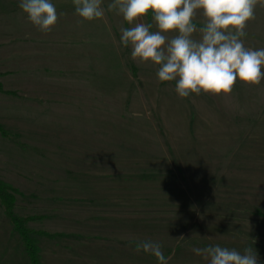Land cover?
I'll use <instances>...</instances> for the list:
<instances>
[{
	"label": "rangeland",
	"instance_id": "374dc122",
	"mask_svg": "<svg viewBox=\"0 0 264 264\" xmlns=\"http://www.w3.org/2000/svg\"><path fill=\"white\" fill-rule=\"evenodd\" d=\"M51 3L42 32L19 0H0V180L20 216H44L29 228L60 233H32L41 263L158 264L136 250L152 240L168 264H209L192 248L214 245L252 247L264 264V79L180 98L121 43L122 27L158 30L151 11L129 24L102 0L87 21L73 0ZM193 22L199 39L202 10ZM245 32L264 49V0ZM0 264H29L1 207Z\"/></svg>",
	"mask_w": 264,
	"mask_h": 264
},
{
	"label": "clouds",
	"instance_id": "9594fccd",
	"mask_svg": "<svg viewBox=\"0 0 264 264\" xmlns=\"http://www.w3.org/2000/svg\"><path fill=\"white\" fill-rule=\"evenodd\" d=\"M75 13L82 20L101 18L105 10L102 0H73ZM261 0H113L108 11L118 9L129 24L153 13L157 31L152 24L136 23L121 28V43L132 46V59L159 66L161 82L175 81L180 98L190 94L215 95L232 92L237 79L244 84L259 85L264 79V49L246 48L240 37L246 35L248 21L254 19V9ZM19 8L42 32L51 31L57 22V9L51 0H19ZM202 10L206 23L199 28V39L193 38L197 27L193 17ZM61 16L64 13H60ZM177 32L168 38L164 33ZM180 238H184L181 236ZM255 242V241H254ZM137 251L156 257L158 264H168L159 242L139 241ZM192 251L209 260V264H259L257 250L236 249L219 245L193 247Z\"/></svg>",
	"mask_w": 264,
	"mask_h": 264
},
{
	"label": "trees",
	"instance_id": "16d2710c",
	"mask_svg": "<svg viewBox=\"0 0 264 264\" xmlns=\"http://www.w3.org/2000/svg\"><path fill=\"white\" fill-rule=\"evenodd\" d=\"M194 23V22H193ZM197 25V23H194ZM1 89V85H0ZM0 132L8 136L9 132L0 124ZM17 190L6 183L3 180H0V207L5 218L11 225L12 233L18 237V241L24 247L28 263L29 264H42L39 254L40 246L38 245V240L32 236V233L45 235L47 237L53 238L55 235L60 233H51L49 231H39L36 232L28 227V223L33 220H40L44 218L42 215H27L20 216L15 208L17 205ZM58 236V235H57Z\"/></svg>",
	"mask_w": 264,
	"mask_h": 264
},
{
	"label": "crops",
	"instance_id": "0c3cea01",
	"mask_svg": "<svg viewBox=\"0 0 264 264\" xmlns=\"http://www.w3.org/2000/svg\"><path fill=\"white\" fill-rule=\"evenodd\" d=\"M42 56V55H41Z\"/></svg>",
	"mask_w": 264,
	"mask_h": 264
}]
</instances>
